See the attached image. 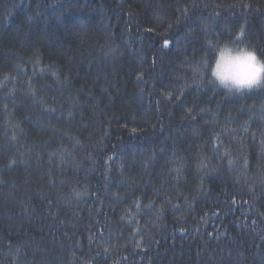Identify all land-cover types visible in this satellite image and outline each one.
Segmentation results:
<instances>
[{"label": "trees", "instance_id": "1", "mask_svg": "<svg viewBox=\"0 0 264 264\" xmlns=\"http://www.w3.org/2000/svg\"><path fill=\"white\" fill-rule=\"evenodd\" d=\"M264 0H0V264H264Z\"/></svg>", "mask_w": 264, "mask_h": 264}, {"label": "clouds", "instance_id": "2", "mask_svg": "<svg viewBox=\"0 0 264 264\" xmlns=\"http://www.w3.org/2000/svg\"><path fill=\"white\" fill-rule=\"evenodd\" d=\"M212 59L202 58L196 75L227 93H243L264 88V56L245 43L224 41L211 46Z\"/></svg>", "mask_w": 264, "mask_h": 264}]
</instances>
